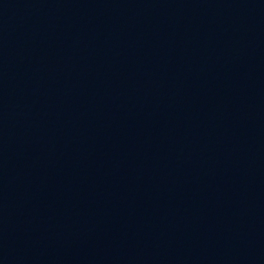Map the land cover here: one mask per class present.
<instances>
[{
  "label": "water",
  "instance_id": "obj_1",
  "mask_svg": "<svg viewBox=\"0 0 264 264\" xmlns=\"http://www.w3.org/2000/svg\"><path fill=\"white\" fill-rule=\"evenodd\" d=\"M0 264H264V0H0Z\"/></svg>",
  "mask_w": 264,
  "mask_h": 264
}]
</instances>
